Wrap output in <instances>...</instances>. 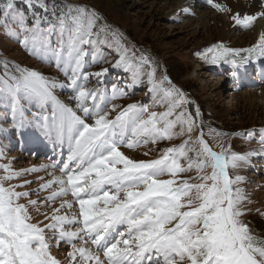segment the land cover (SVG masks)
Instances as JSON below:
<instances>
[{
    "label": "snow or ice",
    "instance_id": "1",
    "mask_svg": "<svg viewBox=\"0 0 264 264\" xmlns=\"http://www.w3.org/2000/svg\"><path fill=\"white\" fill-rule=\"evenodd\" d=\"M20 3L24 7L17 0H0V28L32 56L54 62L67 82L3 60L0 100L11 109L13 128L33 129L61 148L66 145L68 155L64 161L19 170L11 160L0 163V264H264V236L245 220L252 201L240 187L245 178L238 174L252 156L264 154V127L239 133L209 128L214 138L251 141L258 136V149L240 153L218 143L215 150L205 139L199 107L190 111L193 102L183 90L167 75L157 79L154 61L123 44L122 34L101 24L95 10L58 7L48 0ZM205 3L230 14L242 29L264 19V0H257L253 13L233 12L216 0ZM53 34L58 37L55 45ZM86 46L94 49L93 63L107 62L101 46L113 49V67L129 72L133 83L147 75L148 91L163 111L110 103L126 95L116 85L110 96L88 87L91 76L101 78L108 69L86 71ZM196 55L206 63L234 68L264 60V31L249 47L217 42ZM57 89H71L73 103L61 100ZM181 137H186L182 143L162 148L157 158L138 159L125 151ZM5 159L0 149V160ZM58 163L59 175L48 172L50 179L37 178L43 181L38 189L18 190L33 183L22 177L56 169ZM192 171L195 176L184 175ZM41 191L48 195L30 198ZM256 211L264 216L261 209ZM33 212L43 219L34 218ZM53 240L56 247L62 242L67 246L63 260L53 254Z\"/></svg>",
    "mask_w": 264,
    "mask_h": 264
},
{
    "label": "rangeland",
    "instance_id": "2",
    "mask_svg": "<svg viewBox=\"0 0 264 264\" xmlns=\"http://www.w3.org/2000/svg\"><path fill=\"white\" fill-rule=\"evenodd\" d=\"M17 2L20 7H24L20 0H17ZM53 2L58 7L64 4H71L82 5L95 10L102 17L100 23H106L114 30H118L123 37L122 43L130 49L138 50L136 52L137 56L141 52L148 55L154 61L157 79L167 75L172 83L182 89L189 100L193 102L188 105V109L195 113L196 108L199 107L204 124L205 139L208 140L215 150H219L216 147L218 143H222L225 147L230 144L233 151L240 153L258 149V136L250 141L239 136L214 138V134L209 133V128L217 129L221 132L239 133L249 129L264 127V108L260 109L259 105L256 104L257 102H252L251 104L243 103L237 93V96L230 104L228 96L232 95V93L235 94L234 88H230L231 86L228 82L230 76H223L220 73V66L228 64L223 62L220 64L206 63L196 55L197 52L203 51V49L217 42H223L231 48L251 46L255 43L258 36L251 35V38L248 32H251L256 24L251 29H242L234 24L231 25V28L224 29L220 18L213 17L214 14H217V11L205 5L204 0H195L189 11L185 13L177 10L180 0H48L50 5ZM216 2L222 3L221 0H216ZM203 14H206V17H203ZM30 23L31 20H29ZM57 40V35L53 34L52 43L54 45ZM86 47L89 48V56L86 59L90 65L86 68V71L95 73L100 71L101 68L108 69V72L101 78L91 76L88 87L100 88L110 96L113 85H116L126 95L112 100L110 103L121 106L135 103L148 107L150 111H163L162 108L155 106L154 96L148 91L150 85L147 82V75H144L140 82L133 83L129 72H126L123 68L113 67L117 58L113 49L101 46L104 61L107 62L93 63L91 52L94 49L90 46ZM3 60H8L21 67L37 69L46 76L55 77L60 82H67L63 73L54 65V62H43L32 56L23 48L17 38L0 28V62ZM260 62L261 60H257L248 64L256 65ZM2 67V64H0V71H2ZM197 69L199 71L195 72ZM148 70L150 69L145 71ZM250 79L257 81V89H264V83H260L259 76L254 78V73L252 72ZM57 95L64 102L73 103L71 101V96L73 95L71 89H57ZM6 104L7 101L0 100V149H3L5 156L12 153L11 156L15 157V159L11 160L12 167L19 170L31 168L33 165L52 162L50 158L48 160V155L50 157L51 154L36 157L35 150H30L28 146L26 149L31 152L24 154L22 145L27 144L29 134L31 135L30 129L18 132L12 127L11 109L6 107ZM33 111H37V109L33 108ZM5 113H7L6 118ZM199 131L197 129L194 135L199 134ZM9 132L12 140L8 138ZM185 138L163 141L155 145L148 144L134 151L127 149L125 151L128 155L138 159L157 158L162 148L178 145ZM11 141L19 142L16 151H10L9 143ZM144 152H149V156L145 157ZM258 156H252L250 163L241 167L238 170V174L245 178L240 187L252 201L251 204L247 205L251 211L246 214L245 220L250 222V227L254 232L264 236V216H261L256 211V209L264 211V172L262 171L263 169H259V165L263 162H260L261 160L258 159ZM64 160H66V155H64ZM7 162V159L0 160V163ZM181 163L185 162L181 161ZM256 166L259 169L258 173L255 172ZM48 172H52V169L49 168L47 171L25 175L21 180L27 179L33 181V183L18 190L31 191L38 189L43 181H39L37 178L44 177L45 181L50 179ZM55 174L59 175L60 173L57 171ZM184 175L195 176L196 173L192 171ZM18 182L20 181H13V183ZM47 195V191H41L39 197L33 194L30 198L43 199ZM67 199L71 200L72 197L69 195ZM58 204L59 200L56 201L54 206H58ZM33 216L36 219H43L35 212H33ZM52 243L53 254L63 260L68 250L67 246L62 242L59 247H56L54 240Z\"/></svg>",
    "mask_w": 264,
    "mask_h": 264
},
{
    "label": "bare ground",
    "instance_id": "3",
    "mask_svg": "<svg viewBox=\"0 0 264 264\" xmlns=\"http://www.w3.org/2000/svg\"><path fill=\"white\" fill-rule=\"evenodd\" d=\"M221 1H222V3H225L229 7H231L233 12L241 11L242 13L243 12L253 13L257 10V0H221ZM194 2H195V0H180L177 10L184 12V11H182V9L183 8L189 9L192 6V3H194ZM204 4L206 5L205 0H204ZM203 15H204L203 17H206V14H203ZM213 17L220 18V22L224 26V29H229V28H231V25L234 24V22H232L230 19V14L217 12V14L216 15L214 14ZM254 24H256L255 28L253 30H251V32H248V34L250 36L251 35L258 36L260 31H264V19H259ZM251 38H252V36H251ZM261 62L264 64V60H261ZM255 67H256V65L248 64L244 67L238 68L240 76H234L232 81H230L231 84L233 85V86L230 85L231 86L230 88H234V93H235V94L232 93V95L228 96V98H229L228 101H230V104L233 102V100L235 99V96H237V94H238L239 99H241L243 101V103H246V104L250 103L251 104L252 102H257L256 104L259 105L260 109L264 108V89H257L256 87H257L258 83L255 82L256 80L253 81V79H250V75H251L250 73L253 71V69ZM220 68H222V66H220ZM227 68L228 67H225V69L221 71V73H222L221 75L224 76V74H226L224 71L227 70ZM196 71L198 72L199 70L197 69V70H195V72ZM248 79H250L252 81H250ZM253 88H256L257 90L253 89ZM33 131L34 130H31L32 139L39 138L38 135L34 133L35 131L34 132ZM43 144L45 145V143H42V142H36V143L33 142V143L27 144V146L30 150H32V149L35 150V152L37 154L36 157L37 156L41 157L43 155L51 154V156L49 158H50V160H52V162H50L49 164H51L53 162L63 161L64 155H66V158H67L68 152H67V146L66 145L63 148H61L59 145H57L55 143L50 144V145H48V148H50V150L47 151L48 153H46V151L44 149H41V146ZM9 147H11V150H10L11 152H13V150L17 149V146L14 147V143H10ZM11 155H12V153L10 155L6 156L7 161L15 159V157L11 156ZM258 159L261 160L260 162H263L261 165H259L260 166L259 169H261V170L263 169L262 171L264 172V154L259 155ZM35 166H39V165H35ZM255 169H256L255 172L258 173V171H259L258 167ZM53 171L59 172V163H58V166L56 169H52V172ZM263 172H261V173H263Z\"/></svg>",
    "mask_w": 264,
    "mask_h": 264
}]
</instances>
